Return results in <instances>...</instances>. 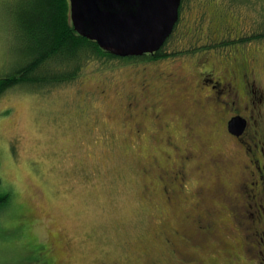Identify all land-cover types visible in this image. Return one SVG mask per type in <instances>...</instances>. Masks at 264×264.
<instances>
[{"label":"rangeland","instance_id":"374dc122","mask_svg":"<svg viewBox=\"0 0 264 264\" xmlns=\"http://www.w3.org/2000/svg\"><path fill=\"white\" fill-rule=\"evenodd\" d=\"M28 1L0 0V71L10 70L14 66L10 60L26 49L24 35L17 30V19ZM179 13L173 32L161 48L165 54L162 58H118L111 60L110 66L93 62L87 64L79 79L37 90L20 84L0 95V193H9L0 211V264L208 261L206 250L193 244H181L183 248L175 253L172 240L162 231L172 232L188 213V218H207L209 214H204L203 209H192L199 193L203 200V188L221 182L229 188L224 192L231 194V182L242 176L244 153L235 149L238 141L229 134L227 125L218 126L212 121L215 113L208 107H224L223 102H227L228 117L236 111L247 117L258 116L259 99L264 96V37L254 35L264 29V0H182ZM241 51L257 59L253 60V76L248 75L250 82L253 77L257 80L255 92H249L256 106L249 101V95L243 97L226 89L220 101L212 100L205 107L209 110H205L195 96L194 81L190 88L182 89L176 84L171 89L167 82L170 80L164 78L165 71H173L186 80L197 79L206 68L204 62L218 72L226 58ZM234 64L233 69L239 70L237 61ZM152 67L156 70L149 72ZM206 89L212 91L209 86ZM230 99L237 102L231 103ZM262 104L264 111L263 99ZM219 119L221 116H217ZM250 120L251 128L262 124L261 119L259 125L253 118ZM186 122L209 146L203 154L209 175L194 171L184 192L191 201L172 205L155 182L146 188L141 171L147 166L153 170L154 158L161 163L164 150L173 153L168 140L173 141L174 136L180 145L186 144ZM243 140L246 147H255L249 139ZM202 151L200 147L197 150ZM212 157L216 160L211 162ZM175 161L173 155L172 162ZM191 167L192 164L188 166ZM250 202L253 204V200ZM11 214L18 221L22 220L20 216L25 217L22 229H4ZM228 215L210 214L215 226L225 224L229 229L224 234L232 251L223 253L225 257L228 254V262L239 258L245 264H264V246L252 248L255 244H247L246 238L260 236L264 224L253 225L252 229L242 224L239 229L238 224H226L231 217ZM189 230L186 228L184 233ZM214 234L197 239L219 248L217 241H221ZM189 250L204 258H192L186 253ZM32 251L37 259L30 261ZM217 259L218 264H223V256Z\"/></svg>","mask_w":264,"mask_h":264},{"label":"flooded vegetation","instance_id":"af4514ba","mask_svg":"<svg viewBox=\"0 0 264 264\" xmlns=\"http://www.w3.org/2000/svg\"><path fill=\"white\" fill-rule=\"evenodd\" d=\"M237 24V23H236ZM244 49H242L243 51ZM241 53L236 54L235 56H232L230 58H226V60L223 63V67L219 66V71L217 72L216 69H213L212 67L207 66L206 62L203 63L204 70L201 71L202 77L198 76L197 79L193 80H186L184 78H181L178 76L177 73L173 71H169L165 73L167 74L164 78L167 81L170 88H174L177 84L179 88L185 89L190 88L192 81V86L196 89L195 96L197 97V100L200 101L201 107L205 110H209L217 113L218 116H221L222 118L218 121L219 123H222L227 125L226 129L229 132V134H232L233 137L236 138L238 143L235 145V149L241 150L244 153V159L246 161L244 162L243 169L241 171L242 176L238 177L237 179H234V182L237 183V186L239 190L238 193L241 194V200L242 202H237L234 204L235 209L239 210L238 214L233 215V221H236L234 223H239V220L247 219L245 222H247V225L249 226V229H252L253 225L258 224H264V111H263V104L262 99L264 100V96H262L259 100L261 101L259 114L258 116L254 114H250V116H243V113L236 111V114L228 117L227 113H221L222 106H210L212 100H219L221 98V93L226 92V89H229L230 91H234V93L242 94L243 97H247L249 95V101L251 103H254L255 106L258 105L257 102L254 101L253 94H249V92L254 91V87L257 83V80L255 77L252 78V82L249 81L248 75L251 74L253 76V71H255V66L253 64V60H257L256 57L252 54L249 56H246ZM239 64V70L233 69V66H235V62ZM199 62V61H198ZM231 64V67L229 64ZM153 68V67H152ZM150 68L148 71H154L156 70V67L153 69ZM159 71V70H158ZM192 77L196 78V73H194V69L191 68ZM206 74L211 75V77H206ZM255 74V73H254ZM173 80V81H171ZM217 82V85L213 82ZM148 83V82H147ZM261 85V84H260ZM206 86H209L212 91H209V89H206ZM217 87V88H216ZM253 90V91H252ZM255 92V91H254ZM230 102L236 103L237 101L230 99ZM245 104H247L245 107L248 108V102L244 101ZM220 105L221 103L218 102ZM213 108L211 110L210 107ZM224 107H227L228 103L223 102ZM205 107H208L209 109H206ZM238 108L237 106L235 107ZM165 110V108H164ZM246 114V113H244ZM236 116H241L246 120V127L245 129L239 134L236 135L229 130V121ZM156 117L160 119L159 113H157ZM253 118L255 121H257V125H259V121L261 119L262 124L261 126H257L256 129L251 128L250 122L251 118ZM254 117H257L255 119ZM260 117V119H258ZM185 127L187 128V138L188 141L185 145H180L178 143V139L176 136H174V140H168V144L172 146L173 153L167 150H164V159L161 161V163L157 162L156 158L153 159L151 162L153 165L155 164L156 167L152 170L148 166L144 168V170L141 171V174L143 176L144 181L146 182V188H150L151 182H155L157 186L160 187L161 191L163 192V196L165 197V200L167 202H171L172 205H175V203L179 202H189L190 197L188 195L186 196L184 192H187V183L189 178L193 175L194 171L197 172L201 176L208 177L209 170L206 168V162L203 159V154L205 151L206 144H203L204 142L200 139V135L197 133V130L194 126H192L189 122L185 123ZM258 129V130H257ZM262 131V133H260ZM168 133L170 131H167ZM259 134V135H256ZM154 138L156 137L155 132L153 133ZM171 137V136H170ZM249 139L252 143H254V148L251 149V147L245 146V141L243 139ZM257 138V139H256ZM258 140V141H257ZM201 141L200 145L199 142ZM244 143V145H242ZM240 146V147H238ZM200 148L203 149L202 153H198L197 150ZM240 148V149H239ZM256 152V153H255ZM173 155L177 158V161L172 162ZM193 159L195 162H193ZM216 160V158H211V162ZM192 164L191 168H188ZM207 172V173H206ZM216 184V183H214ZM210 186H206L205 190L206 192L209 191ZM198 187V191H199ZM251 191V193H249ZM161 192V193H162ZM200 192V191H199ZM205 194V193H204ZM206 196V195H205ZM239 196V195H238ZM177 197H179L177 199ZM240 197V196H239ZM251 197V200H253V204L250 202L248 198ZM261 202H256L257 199ZM238 199V198H237ZM198 203L197 200L194 202L196 204V207L192 208L193 211H197L198 209H203L204 214H209L207 218L203 216V219H198L199 217L195 218L193 215V218H188L191 213H188L185 218H183V222L180 223V225L173 229L172 232H168L166 230H163L162 234L167 239L172 240L174 238V235H177L178 242L177 245L181 244H195V240L197 236L204 237L208 233L215 232V237L218 238L221 242L217 241L218 244L221 245V248L229 245V239L228 236L224 233H226L229 229L227 225H220L215 226L214 221L210 218V210L208 208H205L204 206H201L203 204V201H207V199L204 197L203 200L200 197V193L198 196ZM233 206V207H234ZM256 208H255V207ZM258 214V215H257ZM235 216V217H234ZM256 216V217H255ZM225 217V216H224ZM226 224H230L229 218H227ZM238 220V221H237ZM232 222V221H231ZM246 224V223H244ZM252 224V225H251ZM264 226V225H263ZM238 227L240 229V225L238 224ZM190 228L189 235L188 233H184L185 229ZM264 231V230H263ZM169 233V234H166ZM175 232V234H173ZM231 232V230H230ZM170 233L173 234V238L170 237ZM232 233V232H231ZM184 237H186L184 239ZM172 238V239H171ZM247 244L249 243H261V245L264 246V237L260 239H249L246 236ZM228 239V240H227ZM174 240V239H173ZM184 240V243H181V241ZM189 242V243H188ZM188 243V244H187ZM232 245V243L230 242ZM258 244V245H259ZM245 247V246H244ZM177 251L176 248V252ZM238 255V253H237ZM171 263V262H170ZM168 263V264H170ZM114 264H118L117 262H114ZM159 264H167V263H159ZM173 264V263H172ZM174 264H178L177 262H174Z\"/></svg>","mask_w":264,"mask_h":264},{"label":"trees","instance_id":"16d2710c","mask_svg":"<svg viewBox=\"0 0 264 264\" xmlns=\"http://www.w3.org/2000/svg\"><path fill=\"white\" fill-rule=\"evenodd\" d=\"M30 1L31 0H29L27 4L21 8V11L19 12V16L17 19V23L19 25V27L17 25V30H20L21 34L24 35L23 39L26 49L22 48L20 52L17 54L16 58L14 60H10L14 63V66L10 70L0 71V95L4 93L6 90L18 86L20 84L29 85L30 88L37 90L41 88L47 89L49 88V86L51 87L52 85H56L58 83H64L72 79H76V78L79 79L83 71L86 70V67H88L87 64L93 62L102 65L104 64V66L105 65L110 66L112 63L111 60L113 59L115 60L118 58L123 60H130V59L136 60L137 58L147 56L149 57V60L151 59L155 60L162 58V56H165L164 52L162 53L163 49L161 50L163 45L160 48V50L152 54H144L139 56H126V57L114 55L108 51L103 50L96 41L81 36L75 31L70 19L69 0H33L32 2ZM263 20H264V16H263ZM250 37L251 36H248V38ZM254 37L256 38L264 37V29H259L257 33L254 35ZM240 38H242V36H240L238 40ZM243 39L245 40V38ZM225 41L223 42V44L227 45V42ZM239 42H241V40ZM104 66L101 67L103 68ZM222 111L223 112L221 113L226 112L227 107H223ZM217 116H218L217 113L213 114L212 117L214 119H212V121L219 126ZM200 139L204 142L203 144H206L205 148L206 149L209 148L207 142H205L202 137H200ZM200 143L201 141L199 142V145ZM218 183L216 185L214 184L215 186L211 184L208 192L203 191V193H205L204 197L207 199V201L206 200L203 201V204L201 206H204L205 208L210 207L209 210L211 214L214 213L215 215L217 214L219 215L220 212H223V215L227 217L229 216L228 213H230L231 216L229 217L230 222L232 221L231 223H235L236 221H233V215L238 214L239 210L235 209L234 204H236L237 202H242L241 194L238 192L235 193V190L236 191L239 190L237 183L231 182L232 185L234 184L233 186L235 189V190L233 189V192L231 194H229V191L224 192V188H226L225 184L221 182ZM218 187L223 188V191H219L220 189ZM228 189L226 188V190ZM249 193H251V191H249ZM8 196L9 193L7 191L0 193V211H2L3 205L7 202ZM248 199L251 201V197ZM198 201L199 200H197V203ZM256 202L259 203L261 201L257 199ZM2 215L3 213L1 212L0 214L1 219H2ZM20 218H22V220L18 221L17 216L11 214L10 219L6 221V223L4 224L5 225L4 229L9 231L11 229H15L17 231L20 230V228L22 229V225L24 224L25 217L22 215L20 216ZM246 219H242L239 221L237 220L239 222L237 224L239 225H242L244 223L247 224V222H245ZM166 234L169 233L166 232ZM173 234H175V232ZM260 236L261 238L264 237V232H261ZM260 236L251 235L249 236L251 237L249 239H251L252 241V239L255 238L258 239L260 238ZM173 239L170 244L174 248V252H176V248L177 251L178 249L180 250L181 248H183L182 245H177L178 242L175 241V239L177 240L176 234L174 235ZM194 240H195L194 245L199 250L200 248L205 249L206 250L205 252H207V256H210L209 258H207L205 253L204 256L208 261L199 259L201 261H197L198 264H218L219 262L217 259L218 256L220 257L223 256L224 259L221 262L223 264L224 263L245 264V262L243 261H238L239 258H236V261L233 260L231 263L228 262L229 260L228 254L227 257H225L223 253L224 251L225 253H227L226 251L229 250L232 251V248L230 246L224 245L221 248V245L219 244L220 246L219 248H221L220 250L216 246H211L206 242L201 241L202 239L200 238L198 239L196 238ZM254 244L255 245H252V248L257 249L256 246L259 243L256 242ZM249 245H251V243H249ZM258 246L260 247L261 243ZM186 253L192 258H196V259H198L199 257L204 258L198 252H193V250L186 251ZM248 254L250 257H255V254H250V252H248ZM179 257H181L180 254ZM35 258H36V253L33 252L32 255L29 256L28 260L32 261V259ZM179 262L180 264H184L182 260H180Z\"/></svg>","mask_w":264,"mask_h":264},{"label":"water","instance_id":"95a60500","mask_svg":"<svg viewBox=\"0 0 264 264\" xmlns=\"http://www.w3.org/2000/svg\"><path fill=\"white\" fill-rule=\"evenodd\" d=\"M182 0H69L75 31L117 56H139L159 50L179 19ZM246 127L241 116L229 121L230 132Z\"/></svg>","mask_w":264,"mask_h":264}]
</instances>
